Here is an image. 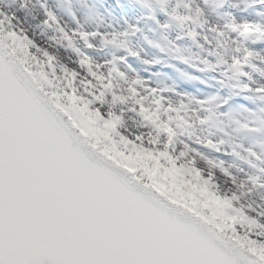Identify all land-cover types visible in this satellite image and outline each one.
I'll return each mask as SVG.
<instances>
[{
	"label": "snow or ice",
	"instance_id": "6c2138e0",
	"mask_svg": "<svg viewBox=\"0 0 264 264\" xmlns=\"http://www.w3.org/2000/svg\"><path fill=\"white\" fill-rule=\"evenodd\" d=\"M0 264H264V0H0Z\"/></svg>",
	"mask_w": 264,
	"mask_h": 264
}]
</instances>
